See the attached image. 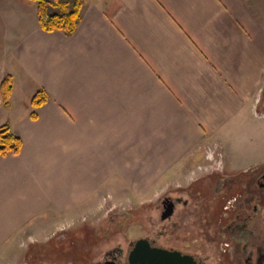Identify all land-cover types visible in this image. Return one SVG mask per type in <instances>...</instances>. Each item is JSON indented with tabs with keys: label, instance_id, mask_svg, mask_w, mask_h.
<instances>
[{
	"label": "crops",
	"instance_id": "0c3cea01",
	"mask_svg": "<svg viewBox=\"0 0 264 264\" xmlns=\"http://www.w3.org/2000/svg\"><path fill=\"white\" fill-rule=\"evenodd\" d=\"M0 16V126L21 140L0 157V264L178 184L209 146L227 173L264 163V0H88L71 36L42 31L30 0Z\"/></svg>",
	"mask_w": 264,
	"mask_h": 264
},
{
	"label": "flooded vegetation",
	"instance_id": "af4514ba",
	"mask_svg": "<svg viewBox=\"0 0 264 264\" xmlns=\"http://www.w3.org/2000/svg\"><path fill=\"white\" fill-rule=\"evenodd\" d=\"M179 187L152 201L159 230L152 235L143 230L141 240H147L151 247L189 256L196 264H207L192 248L194 237L198 238L195 219L202 214L206 222L203 229L207 233L212 230L221 243L218 264H264V163L235 173L212 167L198 174L184 191H177ZM167 239L171 245L163 243ZM132 246L124 255L121 249L106 251L98 264H116L120 259L127 264Z\"/></svg>",
	"mask_w": 264,
	"mask_h": 264
},
{
	"label": "rangeland",
	"instance_id": "374dc122",
	"mask_svg": "<svg viewBox=\"0 0 264 264\" xmlns=\"http://www.w3.org/2000/svg\"><path fill=\"white\" fill-rule=\"evenodd\" d=\"M259 105L264 113V87L259 95ZM255 151L257 155H260L259 157L264 155V147L257 148ZM217 153L213 157L211 156L212 159L211 157H205L203 164L198 165L196 169L190 170L185 175H179L177 178L178 184L176 185H167L162 191L157 190L152 195L141 199L132 195L121 194V198H116L112 202L113 207L111 209L107 212L103 210L102 212L105 211V214L98 215L97 222L87 221L79 225L75 222L73 227L64 232H59L51 240L38 244L30 242L26 255L27 264H98L104 257L105 252L113 249H121L122 255H124L130 248L131 243L133 244L142 235L144 236V231L146 234L152 235L156 229L159 230V224L157 223L159 217L155 211L157 208L152 202L155 199L154 196L164 192L169 194L173 187L179 185L181 187L177 191H184L194 182L198 174L205 173L206 170L212 167L219 168L222 161ZM202 159L203 157H200L198 161ZM195 220L194 227H196L198 238L194 237L193 251L199 253L202 258H206L207 264H218V251L221 243L215 239L212 230L207 233V230L203 229L206 222L202 214ZM166 230L168 233L170 232L168 227ZM163 243L171 245V240H163ZM120 258L122 257L120 256ZM116 264L124 263L120 259Z\"/></svg>",
	"mask_w": 264,
	"mask_h": 264
},
{
	"label": "trees",
	"instance_id": "16d2710c",
	"mask_svg": "<svg viewBox=\"0 0 264 264\" xmlns=\"http://www.w3.org/2000/svg\"><path fill=\"white\" fill-rule=\"evenodd\" d=\"M36 4V15L39 27L44 32H62L71 36L77 29L81 20L83 0H30ZM13 92L11 76L0 81V98L4 107L9 106ZM49 101V96L43 89H39L30 99L33 111L32 119L36 118V109ZM21 150L20 138L13 134L7 124L0 126V157L9 154L17 155Z\"/></svg>",
	"mask_w": 264,
	"mask_h": 264
},
{
	"label": "water",
	"instance_id": "95a60500",
	"mask_svg": "<svg viewBox=\"0 0 264 264\" xmlns=\"http://www.w3.org/2000/svg\"><path fill=\"white\" fill-rule=\"evenodd\" d=\"M166 216L165 213L163 217ZM127 264H196V262L189 256L151 247L147 240L139 239L133 243Z\"/></svg>",
	"mask_w": 264,
	"mask_h": 264
},
{
	"label": "built area",
	"instance_id": "2783aa9c",
	"mask_svg": "<svg viewBox=\"0 0 264 264\" xmlns=\"http://www.w3.org/2000/svg\"><path fill=\"white\" fill-rule=\"evenodd\" d=\"M204 151H205L206 157L210 158L211 156L212 157L214 156L215 148L214 147H207ZM212 157H211V159H212Z\"/></svg>",
	"mask_w": 264,
	"mask_h": 264
}]
</instances>
